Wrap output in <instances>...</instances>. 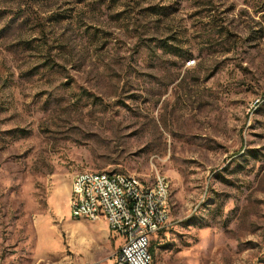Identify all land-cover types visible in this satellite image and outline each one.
Masks as SVG:
<instances>
[{
  "label": "rangeland",
  "instance_id": "rangeland-1",
  "mask_svg": "<svg viewBox=\"0 0 264 264\" xmlns=\"http://www.w3.org/2000/svg\"><path fill=\"white\" fill-rule=\"evenodd\" d=\"M84 171L168 177L152 264H264V0H0V264H116Z\"/></svg>",
  "mask_w": 264,
  "mask_h": 264
},
{
  "label": "built area",
  "instance_id": "built-area-1",
  "mask_svg": "<svg viewBox=\"0 0 264 264\" xmlns=\"http://www.w3.org/2000/svg\"><path fill=\"white\" fill-rule=\"evenodd\" d=\"M76 175L81 179V187L69 192L71 216L105 220L118 240L116 264H152V238L165 227L170 214L155 205V197L166 201L162 183H167L168 177H156L159 189L149 193L146 179L136 182V174L84 171ZM117 184H126V194L117 193ZM82 198H89V206H82ZM132 209H139V221H132Z\"/></svg>",
  "mask_w": 264,
  "mask_h": 264
},
{
  "label": "bare ground",
  "instance_id": "bare-ground-1",
  "mask_svg": "<svg viewBox=\"0 0 264 264\" xmlns=\"http://www.w3.org/2000/svg\"><path fill=\"white\" fill-rule=\"evenodd\" d=\"M156 177H165V176L163 174L157 173L153 177L151 182H147V191L149 193H157V189H159V180H157ZM136 182H145V181L142 180L140 177L136 176ZM80 187H81V180L79 181L76 189H80ZM162 191L167 192L166 201H163L162 197H155V205L159 206V209H166V211L170 213L171 190L168 180L167 183H162ZM117 193L126 194V184H117ZM82 206H89V198H82ZM70 213L72 215V208H70ZM72 217L75 219H79V216H72ZM80 219L89 220V221L104 220V219L87 218V215H80ZM132 221H139V209H132ZM110 231L112 233V230Z\"/></svg>",
  "mask_w": 264,
  "mask_h": 264
},
{
  "label": "trees",
  "instance_id": "trees-1",
  "mask_svg": "<svg viewBox=\"0 0 264 264\" xmlns=\"http://www.w3.org/2000/svg\"><path fill=\"white\" fill-rule=\"evenodd\" d=\"M150 252H151V254L153 255V248H151V247H150Z\"/></svg>",
  "mask_w": 264,
  "mask_h": 264
},
{
  "label": "crops",
  "instance_id": "crops-1",
  "mask_svg": "<svg viewBox=\"0 0 264 264\" xmlns=\"http://www.w3.org/2000/svg\"><path fill=\"white\" fill-rule=\"evenodd\" d=\"M76 188H77V186L74 188V190H75ZM74 190H73V191H74ZM106 225H107V224H106ZM107 228H108V226H107ZM108 230H109V228H108ZM109 232H111V231L109 230ZM117 241H118V240H117Z\"/></svg>",
  "mask_w": 264,
  "mask_h": 264
}]
</instances>
